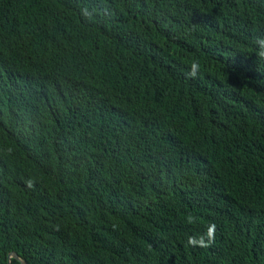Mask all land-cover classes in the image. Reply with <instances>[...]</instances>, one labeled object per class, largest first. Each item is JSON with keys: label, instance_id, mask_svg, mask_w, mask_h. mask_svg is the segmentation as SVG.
Instances as JSON below:
<instances>
[{"label": "trees", "instance_id": "1", "mask_svg": "<svg viewBox=\"0 0 264 264\" xmlns=\"http://www.w3.org/2000/svg\"><path fill=\"white\" fill-rule=\"evenodd\" d=\"M22 262L264 264V0H0Z\"/></svg>", "mask_w": 264, "mask_h": 264}, {"label": "clouds", "instance_id": "2", "mask_svg": "<svg viewBox=\"0 0 264 264\" xmlns=\"http://www.w3.org/2000/svg\"><path fill=\"white\" fill-rule=\"evenodd\" d=\"M192 68L193 69H196L197 68V64L196 63H193L192 64ZM190 75H193L194 76L195 75V72L194 71L191 72ZM188 219H189V221H191L192 217H188ZM207 237H208L209 242H211L214 239V225H211L209 227V230L207 232ZM189 239L191 240V238H189ZM204 246H207V245H204Z\"/></svg>", "mask_w": 264, "mask_h": 264}, {"label": "water", "instance_id": "3", "mask_svg": "<svg viewBox=\"0 0 264 264\" xmlns=\"http://www.w3.org/2000/svg\"><path fill=\"white\" fill-rule=\"evenodd\" d=\"M10 256H13L14 258L17 259V256L15 254H11ZM22 264H25V263L22 262Z\"/></svg>", "mask_w": 264, "mask_h": 264}]
</instances>
